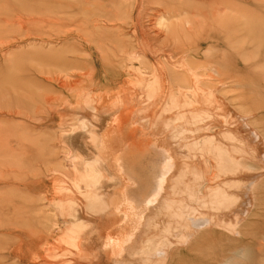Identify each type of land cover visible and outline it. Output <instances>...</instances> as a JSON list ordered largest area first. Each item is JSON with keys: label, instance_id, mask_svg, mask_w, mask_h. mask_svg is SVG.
Wrapping results in <instances>:
<instances>
[{"label": "rangeland", "instance_id": "obj_1", "mask_svg": "<svg viewBox=\"0 0 264 264\" xmlns=\"http://www.w3.org/2000/svg\"><path fill=\"white\" fill-rule=\"evenodd\" d=\"M131 143L174 161L138 204ZM93 257L264 264V0H0V264Z\"/></svg>", "mask_w": 264, "mask_h": 264}, {"label": "bare ground", "instance_id": "obj_2", "mask_svg": "<svg viewBox=\"0 0 264 264\" xmlns=\"http://www.w3.org/2000/svg\"><path fill=\"white\" fill-rule=\"evenodd\" d=\"M168 101H169V100H168ZM147 102H148V101H147ZM132 103H133V102H132ZM136 103H137V102H136ZM141 104H142V103H141ZM144 104H146V103H144ZM148 104H150V103L148 102ZM126 105H128V103H127ZM142 105H143V104H142ZM152 105H153V103H152ZM121 106H122V104H121ZM151 107H152V106H151ZM153 107H154V105H153ZM153 107H152V108H153ZM115 108H116V107H115ZM139 108H141V107H139ZM144 108H145V107H144ZM127 109H129V108H127ZM134 109H135V108H134ZM134 109H133V110H134ZM149 109H150V105H149ZM120 110H122V109H120ZM120 110H118V111H120ZM123 110H125V109H123ZM131 110H132V108H131L129 111H131ZM136 110H137V108H136ZM142 110H143V109H142ZM139 111H141V110H139ZM134 112H135V111H134ZM137 113H138V111H137ZM150 113H152V112H150ZM119 114H120V113H119ZM124 114H125V113H124ZM145 114H146V113H145ZM120 115H121V114H120ZM122 115H123V114H122ZM128 115H129V114H128ZM139 115H140V114H139ZM146 115H147V114H146ZM148 115H149V113H148ZM148 115H147V116H148ZM115 116H116V114H115ZM118 116H119V115H118ZM124 116H125V115H124ZM124 116H123V117H124ZM130 116H131V114H130ZM141 116H142V115H141ZM120 117H121V116H120ZM120 117H119V118H120ZM106 118H108V117H106ZM115 118H116V117H115ZM131 118H132V117H131ZM144 118H146V117H144ZM150 118H151V116H150ZM155 118H156V116H155ZM99 119H100V118H98V120H99ZM110 119H111V118H110ZM116 119H117V118H116ZM123 119H124V118H123ZM135 119H136V118H135ZM137 119H138V118H137ZM137 119H136V121H137ZM104 120H105V119H103V121H104ZM113 120H114V119H113ZM124 120H125V119H124ZM126 120H127V118H126ZM126 120H125V121H126ZM139 120H141V117H140ZM141 121H142V120H141ZM151 121H152V119H151ZM107 122H108V121H107ZM109 122H110V121H109ZM128 122H129V121H128ZM132 122H133V121H132ZM157 122L159 123V121H157ZM112 123H113V122H111L110 124H112ZM126 123H127V122H126ZM126 123H125V124H126ZM134 123H135V122H134ZM134 123H133V124H134ZM138 123H139V122H138ZM147 123H148V122H147ZM90 124H92V123H90ZM140 124H141V122H140ZM153 124H154V123H153ZM155 124H156V122H155ZM159 124H160V123H159ZM106 125H107V124H106ZM164 125H165V124H164ZM107 126H108V125H107ZM107 126H106L105 129H107ZM130 126H131V125H130ZM142 126H144L143 123H142ZM146 126H147V125H146ZM168 126H169V125H168ZM168 126H167V127H168ZM90 127H91V126H90ZM96 127H97V125L95 126V124H94V128H93V126H92V128H93L94 130H95ZM101 127H102V126H101ZM131 127H132V126H131ZM167 127H166L165 129H167ZM169 127H170V126H169ZM149 128H150V127H149ZM149 128H148V129H149ZM152 128H153V127H152ZM154 128H155V127H154ZM171 128H172V127H171ZM99 129H100V128H99ZM159 129H160V127H159ZM162 129H163V128H162ZM139 130H140V129H139ZM156 130H157V129H156ZM156 130H155V131H156ZM169 130H170V129H169ZM171 130H173V129H171ZM171 130H170V131H171ZM121 131H122V130H121ZM148 131H149V130H148ZM163 131H165V130L163 129ZM163 131H162V132H163ZM91 132H92V131H91ZM102 132H103V130H102ZM119 132H120V131H119ZM122 132L125 133L126 131L123 130ZM150 132H151V131H150ZM172 132H173V131H171V133H172ZM120 133H121V132H120ZM151 133H153V132H151ZM116 134H117V133H116ZM116 134H115V135H116ZM155 134H156V133H155ZM165 134H166V133H165ZM172 134H173V133H172ZM100 135H101V134H100ZM147 135H149V134L147 133ZM159 135H160V134H159ZM159 135H157V136L159 137ZM167 135H168V134H167ZM119 136H120V139H121V136H123V135H122V134H121V135L119 134ZM149 136H150V135H149ZM169 136H170V134H169ZM174 136L176 137V133H175ZM111 137H112V134H111ZM117 137H118V136H117ZM123 137H124V136H123ZM138 137H139V136H138ZM150 137H151V136H150ZM177 137H178V136H177ZM177 137H176V138H177ZM182 137H183V136H182ZM89 138H90V137H89ZM96 138H97V137H96ZM96 138H95V140H96ZM99 138H101V137H99ZM114 138H116V136H115ZM132 138H133V137H132ZM139 138H140V137H139ZM139 138H138V139H139ZM152 138H153V137H152ZM161 138L163 139L164 137L161 136ZM172 138H173V137H172ZM176 138H175V139H176ZM118 139H119V138H118ZM118 139H116V140H118ZM124 139H125V138H124ZM183 139H184V138H183ZM82 140H83V139H82ZM106 140H107V139H106ZM121 140H122V141H121ZM121 140H120V141L123 142V138H122ZM134 140H135V139H134ZM134 140H133V141H134ZM140 140H141V139H140ZM159 140H160V139H159ZM99 141L101 142V140H98V142H99ZM118 141H119V140H118ZM164 141L166 142V139H165ZM176 141H177V140H176ZM176 141H175V142H176ZM178 141H179V140H178ZM183 141H184V140H182V142H183ZM126 142H127V139H126ZM128 142H130V141H128ZM173 142H174V140H173ZM82 143H83V142H82ZM170 143H171V142H170ZM177 143H178V142H177ZM204 143H205V142H204ZM92 144H94V143H92ZM123 144H124V145L126 144L125 146L128 145V144L125 143V142H124ZM123 144H122V145H123ZM129 144H130V143H129ZM139 144H143V143H139ZM163 144H164V143H163ZM165 144H166V143H165ZM178 144H180V143H178ZM199 144H200V143H199ZM207 144H208V143H207ZM82 145H84V144H82ZM99 145H100V144H99ZM115 145H117V144H115ZM124 145H123V146H124ZM166 145H167V144H166ZM172 145H173V143H172ZM94 146H95V145H94ZM109 146H110V145H109ZM128 146H129V145H128ZM131 146H132V143H131ZM133 146H134V145H133ZM133 146H132V147H133ZM167 146H168V145H167ZM175 146H176V145H175ZM175 146H174V147H175ZM179 146H180V145H179ZM129 147H130V146H129ZM129 147H125V148L127 149V148H129ZM158 147H159V146H158ZM158 147H157L156 145H152V146H150V145H149V146L137 145V146H134V147H133L134 149H133L132 151H131V149L129 148V150H128L129 154H128V155H124L125 157H124V159L122 160V161H123V162H122V171L124 172V173H123L124 176L122 175L123 177H125L127 180H131V179H132V180H138V178H142V177H143L142 179L145 180L146 184H148V185H149V184H150V185L153 184L152 186H154L152 189H147L148 192L145 190L144 193H142L139 197L137 196L138 198H133V199H136L135 202H137V204L139 203V202H138L139 199L144 200V199L147 198L150 194H153V191L155 190L156 186L159 187V185L161 184V181L164 180V178H165V177H166L171 171H173V169H174V167H173V165H172V162H174V161L172 160L173 158L171 157V158H172V159H171L172 162H171L170 158L168 159V158L166 157L167 155L165 154V152L161 151V149H158ZM160 147H161V146H160ZM180 147H181V146H180ZM84 148H85V147H84ZM97 148H98V147H97ZM107 148H110V151H111V148H112V147H107ZM115 148H116V146H115ZM121 148L124 149V151H125V148H123V147H121ZM168 148H171V147L169 146ZM175 148H177V147H175ZM204 148H205V146H204ZM95 149H96V146H95ZM102 149H103V147H102ZM122 149H120V150H122ZM152 149H153V150H152ZM116 151H117V150H116ZM171 151H172V149H171ZM179 151L181 152V150H179ZM179 151L176 149V152H179ZM87 152H88V151H87ZM119 152H120V151H119ZM89 153H90V152H89ZM89 153H88V154H89ZM117 153H118V151H117ZM182 153H183V152H182ZM90 154H92V153H90ZM103 154H104V153H103ZM109 154H110V153H109ZM119 154H122V153L120 152ZM167 154H168V153H167ZM171 154H172V152H171ZM179 154H180V153H179ZM185 154H186V153H185ZM105 155H106V154H105ZM172 155H173V154H172ZM93 156H94V154H93ZM183 156H184V155H183ZM94 157L96 158V156H94ZM94 157H93V158H94ZM108 157H109V156H108ZM97 158H98V157H97ZM97 158H96V160H97ZM182 158H183V157H182ZM188 158H189V157H188ZM174 159H175V157H174ZM94 160H95V159H94ZM94 160H93V161H94ZM96 160H95V161H96ZM98 160H99V159H98ZM117 160H118V159H117ZM76 161H77V160H76ZM104 161H105V160H104ZM98 162L101 163L100 161H98ZM105 162H106V161H105ZM120 162H121V158H120ZM118 163H119V161H118ZM118 163H117V164H118ZM182 163H183V162H182ZM189 164H190V163H189ZM101 165L103 166L102 163H101ZM174 165H175V164H174ZM186 165H187V164H186ZM190 165H191V164H190ZM106 166H107V165H106ZM118 166L121 167L120 164H118ZM183 166H184V165H183ZM187 166H188V165H187ZM182 168H183V167H182ZM116 169H117V168H116ZM119 169H120V168H119ZM90 170H91V169H90ZM175 170H176V169H175ZM180 170H181V169H180ZM117 171H118V170H117ZM117 171H116V172H117ZM120 171H121V170H120ZM184 171H185V170H184ZM173 172H174V171H173ZM173 172H172V173H173ZM181 172H182V170H181ZM190 172H191V171H190ZM120 173H121V172H120ZM147 173H149V178L147 177V179H146V177L142 176V174L144 175V174H147ZM182 173H184V172H182ZM182 173H180V174H182ZM187 173L190 175L189 172H187ZM170 174H171V173H170ZM177 174H178V173H177ZM106 175H107V174H106ZM171 175H172V174H171ZM182 175L184 176V174H182ZM198 175H199V174H198ZM198 175H196L195 177L198 178ZM186 176H187V175H186ZM94 177H95V176H94ZM96 177H97V176H96ZM116 177H117V176H116ZM120 177H121V176H120ZM181 177H182V176H181ZM199 177H200V176H199ZM197 178H196V179H197ZM93 179H94V178H93ZM95 179H96V178H95ZM117 179H118V178H117ZM121 179H122V178H121ZM184 179H185V178H184ZM113 180H114V179L112 178V181H113ZM123 180H125V179L123 178ZM172 180H173V179H172ZM179 180H180V179H179ZM204 180H205V179H201L200 181H203V184H204ZM112 181H111V183H112ZM125 181H126V180H125ZM125 181H124V182H125ZM184 181L187 182V181H188V177H187V180H186V179L183 180V183L185 184ZM194 181H195V180H194ZM194 181H193V182H194ZM119 182H120V180H119ZM142 182H143V181H142ZM172 182H173V181H172ZM179 182H180V181H179ZM131 183H132V182H131ZM183 183H181V184L184 185ZM107 184H110V182H108ZM118 184H119V183H118ZM125 184H126V182H125ZM132 184H133V183H132ZM140 184H141V183H140ZM140 184H138V185L140 186ZM162 184H163V183H162ZM167 184H168V183H167ZM203 184H201V185H203ZM171 185H172V184H171ZM191 185H192V184H191ZM195 185H196V182H195ZM201 185H200V187L197 188V189H200V188L202 187ZM128 186H129V185H128ZM131 186H132V185H131ZM193 186H194V185H193ZM203 186H204V185H203ZM135 187H137V186H135ZM141 187H142V186H141ZM160 187H161V185H160ZM169 187H170V186H169ZM180 187H181V186H180ZM180 187H179V188H180ZM184 187H185V185L183 186V188H184ZM105 188H106V187H105ZM105 188H104V189H105ZM111 188H112V187H111ZM121 188H122V187H121ZM121 188H120V189H121ZM137 188L139 189L140 187H137ZM165 188H166V187H165ZM114 189H115V187H114ZM133 189H134V188H133ZM135 189H136V188H135ZM140 189H141V188H140ZM140 189H139V190H140ZM142 189H143V188H142ZM145 189H146V188H145ZM188 189H189V188H188ZM112 190H113V189H112ZM139 190H138V191H139ZM164 190H165V189H164ZM164 190H163V191H164ZM174 190H175V189H174ZM180 190H181V188H180ZM182 190H183V189H182ZM182 190H181V192H182ZM191 190H192V189H191ZM135 191H137V190H135ZM155 191H156V190H155ZM155 191H154V192H155ZM170 191H171V190H170ZM172 191H173V190H172ZM172 191H171V192H172ZM175 191H176V190H175ZM175 191H174V192H175ZM111 192H112V191H110V193H111ZM168 192H169V190H168ZM178 192H179V194L176 192L178 195H181V194H182V193L180 194V191H179V190H178ZM183 192H184V191H183ZM101 193H102V192H101ZM137 193H139V192H137ZM147 193H149V194H147ZM188 193H189V192H188ZM98 194L101 195L100 193H98ZM162 194H163V193H162ZM195 194H196V193H195ZM195 194H194V195H195ZM199 194H200V193L198 192V195H199ZM205 194H206V193H205ZM205 194H204V196H205ZM121 195H122V194H121ZM124 195H125V193H124ZM153 195H155V194H153ZM173 195H174V194H173ZM189 195H190V194H189ZM200 195H201V194H200ZM96 196H98V195L96 194L94 197L97 198ZM118 196H119V195H118ZM134 196H135V195H134ZM160 196H161V195H160ZM181 196H182V195H181ZM181 196H180V197H181ZM184 196H185V195H184ZM190 196H192V195H190ZM204 196H202V197L204 198ZM101 197H102V196H101ZM103 197H104V195H103ZM107 197L110 198V199H108V201L110 202L112 195L109 194V196H107ZM132 197H133V196H132ZM154 197H155V196H154ZM165 197H166V196H165ZM178 197H179V196H178ZM193 197H194V196H193ZM216 197H218V196H216ZM126 198H128V197L126 196ZM163 198H164V197H163ZM196 198H197V197H196ZM196 198H195V200H197V202H199L198 199H199L200 197H198V199H196ZM101 199H102V198H101ZM103 199H104V198H103ZM118 199L120 200V198H118ZM172 199H173V197H172ZM178 199H179V198H178ZM186 199L188 200V199H190V198L188 197V198H186ZM191 199H192V198H191ZM191 199H190V200H191ZM200 199H201V198H200ZM200 199H199V200H200ZM216 199H217V198H215V200H216ZM131 200H132V199H131ZM157 200H158V198H157ZM159 200H160V199H159ZM237 200H238V199H237ZM97 201H98V200H96V202H97ZM99 201H100V200H99ZM127 201H128V199H127ZM177 201H178V200H177ZM177 201H176V202H177ZM90 202H91V201H90ZM109 202H108V205H109ZM125 202H126V201H125ZM149 202H150V201H149ZM158 202H159V201H158ZM222 202H223V200H221V199L218 197V202H217V204H218L219 207L221 206V203H222ZM88 203H89V202H88ZM93 203H94V202H93ZM103 203H104V202H103ZM103 203H102V204H103ZM110 203H111V202H110ZM129 203H130V202H129ZM153 203H154V202H153ZM166 203H167V202H166ZM172 203L175 204V202H172ZM172 203H168V204L170 205V204H172ZM202 203H204V202L202 201ZM90 204H91V203H90ZM94 204H95V203H94ZM94 204H93V205H94ZM98 204H99V203H97V204H95V205L98 206ZM100 204H101V202H100ZM100 204H99V205H100ZM102 204H101V206H102ZM111 204H112V203H111ZM111 204H110V205H111ZM135 204H136V203H134V205H135ZM164 204H165V203H164ZM168 204H167V205H168ZM174 204H173V206H174ZM176 204H177V203H176ZM176 204H175V205H176ZM178 204H179V203H178ZM183 204H184V203H183ZM189 204H190V203H189ZM189 204H188V205H189ZM70 205H71V204H70ZM104 205H105V203H104ZM112 205H113V204H112ZM124 205H125V204H124ZM156 205H157V204H156ZM200 205H202V204H200ZM203 205H204V204H203ZM101 206H98V207L100 208ZM125 206H126V205H125ZM127 206L129 207V204H128ZM131 206L133 207V205H131ZM163 206H164V205H163ZM171 206H172V205H171ZM173 206H172V207H173ZM178 206H179V205H178ZM215 206H216V205H215ZM86 207H88L87 204H86ZM93 207H94V206H93ZM95 207H96V206H95ZM98 207H97V208H98ZM103 207H104V206H103ZM105 207H106V206H105ZM109 207H111V206H108V208H109ZM134 207H138V205H137V206L135 205ZM134 207H133V208H134ZM145 207H147V205H146ZM145 207H144V208H145ZM154 207H155V206H154ZM154 207H152V209H153ZM168 207H169V206H168ZM168 207H167V209H168ZM181 207H182V206H181ZM181 207H180V208H181ZM97 208H96V209H97ZM133 208H132V211H131L132 213L130 212V214H133ZM150 208H151V207H150ZM177 208H178V207H177V205H176V210H177ZM195 208H196V207H195ZM195 208H194V209H195ZM198 208L200 209V207H198ZM198 208H197V209H198ZM214 208H215V207H214ZM89 209H91V205H90ZM100 209H103V208H100ZM100 209H99V211H100ZM109 209H110V208H109ZM136 209H137V208H136ZM152 209H151V210H152ZM171 209H174V208H171ZM197 209H196V210H197ZM91 210H92V209H91ZM94 210H95V209H94ZM103 210H104V209H103ZM103 210H101V211H103ZM130 210H131V209H130ZM134 210H135V209H134ZM145 210H146V209H145ZM178 210H180V209L178 208ZM178 210H177V211H178ZM181 210H182V208H181ZM204 210H205V209H204ZM96 211H97V210H96ZM96 211H95V212H96ZM117 211H118V210H117ZM136 211L139 212V211H141V210L138 211V209H137ZM149 211H150V209H149ZM166 211H167V210H166ZM188 211H189V210H188ZM199 211H200V210H199ZM199 211H198V212H199ZM201 211H202V210H201ZM201 211H200V212H201ZM205 211H206V210H205ZM89 212H90V211H89ZM92 212H94V211H92ZM92 212H91V213H92ZM109 212L111 213L112 211L109 210ZM143 212H144V211H143ZM151 212H152V211H151ZM171 212H172V211H171ZM174 212H175V211H174ZM174 212H173V214H174ZM190 212H192V211H189V213H190ZM96 213L98 214V211H97ZM118 213H119V212H118ZM149 213H150V212H149ZM149 213H148V217L150 216ZM162 213H163V212H162ZM175 213H176V212H175ZM185 213H187V212H184V214H185ZM195 213H197V212L195 211ZM204 213H206V212H203V213L201 212V214H204ZM93 214H94V213H93ZM124 214H126L125 217H127L128 214H127V213H124ZM134 214H135V213H134ZM140 214H141V213H140ZM159 214H160V213H159ZM171 214H172V213H171ZM173 214H172V215H173ZM178 214H179L178 212H177V214H174V215H177V216H175L176 218L178 217ZM182 214H183V213H182ZM187 214H188V213H187ZM191 214H192V213H191ZM111 215H113V213H112ZM135 215H136V214H135ZM138 215H139V214H138ZM153 215H154V214H153ZM163 215H164V213H163ZM163 215H161L162 218H163ZM180 215H181V214H180ZM180 215H179V216H180ZM185 215H186V214H185ZM185 215H184V216H185ZM192 215H193V214H192ZM194 215H195V214H194ZM132 216H133V215H132ZM154 216H155V215H154ZM154 216H153V217H154ZM159 216H160V215H158V217H159ZM161 216H160V219H161L160 222L162 221V222H164V224H166L165 220H166V217H168V216L164 217L165 220H164V218H163L164 221L162 220ZM186 216H188V215H186ZM186 216H185V217H186ZM189 216H191V215L189 214ZM198 216H200L199 213H198ZM202 216H203V215H201V217H202ZM92 217H93V216H92ZM95 217H96V215L94 216V218H95ZM97 217H98V216H97ZM105 217H106V216H105ZM111 217H112V216H111ZM137 217H141V216H137ZM150 217H151V216H150ZM169 217H170V214H169ZM193 217H197V216L195 215V216H193ZM201 217H200V218H201ZM108 218H110V217H108ZM130 218H131V217H130ZM130 218H129V219H130ZM132 218H133V217H132ZM146 218H147V216H146ZM171 218H172V217H171ZM173 218H174V217H173ZM96 219H97V218H96ZM99 219H100V217H99ZM110 219H111V218H110ZM133 219H134V218H133ZM136 219H137V218H136ZM144 219H145V217H144ZM152 219H153V218H152ZM155 219H156V218H155ZM168 219H169V218H168ZM187 219H188V218H187ZM193 219H194V218H193ZM195 219H196V218H195ZM91 220H92V219H91ZM130 220H131V219H130ZM130 220H128V222H129ZM174 220H175V218H174ZM174 220H172V222H173ZM184 220H186V219L184 218ZM190 220H192V218H189V221H190ZM93 221H94V220H93ZM96 221H97V220H95V222H96ZM112 221H113V218H112ZM112 221H111V224H112ZM123 221H124V220H123ZM133 221H134V220H133ZM133 221H132V223H135V222H133ZM137 221H138V220H136V222H137ZM147 221H148V220H147ZM152 221H153V220H152ZM158 221H159V219H158ZM166 221H167V220H166ZM189 221L187 220V221H185V222L187 223V222H189ZM194 221H195V220H194ZM107 222L109 223V221H107ZM107 222H106V223H107ZM130 222H131V221H130ZM155 222H157V221H155ZM160 222H159V224H160ZM162 222H161V223H162ZM176 222H178V221H176ZM176 222H175V223H176ZM181 222H182V225H183L184 222H183V221H181ZM191 223H192V222H191ZM96 224H97V223H96ZM130 224H131V223H130ZM130 224H129V225H130ZM152 224H154V223L152 222ZM159 224H158V226H161V225H159ZM162 224H163V223H162ZM168 224H169V222H168ZM176 224L179 225V224H181V223H179V224L176 223ZM176 224H175V225H176ZM105 225H106V227L108 228V225H110V224H105ZM105 225H104V227H105ZM127 225H128V223H127ZM127 225H126V226H127ZM149 225H150V224H149ZM173 225H174V223H173ZM175 225H174V226H175ZM182 225H181V226H182ZM124 226H125V225H124ZM131 226H133V224H131ZM131 226H129V228H130ZM158 226H157V227H158ZM167 226H168V225H167ZM167 226H165V229L168 228ZM171 226H172V223H171ZM188 226H189V223H188ZM188 226H187V227H188ZM115 227H116V226H115ZM140 227H141V226H140ZM161 227H162V226H161ZM166 227H167V228H166ZM185 227H186V226H185ZM187 227H186L187 231H190V230H188ZM192 227H193V226H192ZM192 227H190V228H192ZM195 227H196V226H195ZM197 227H198V226H197ZM74 228H75V227H74ZM125 228H126V227H124V229H125ZM127 228H128V226H127ZM129 228H128V229H129ZM133 228H134V227H133ZM133 228H132V229H133ZM162 228H164V227H162ZM169 228H170V226H169ZM171 228H172V227H171ZM175 228H177V226H176ZM183 228H184V225H183ZM183 228H182V229H183ZM190 228H189V229H190ZM193 228H194V227H193ZM193 228H192V229H193ZM104 229H105V228H104ZM146 229H147V228H146ZM155 229H156V227H155ZM155 229H154V232H155V231H158V229L160 230L161 228H158L157 230H155ZM177 229L179 230V228H177ZM192 229H191V231H192ZM194 229H195V228H194ZM129 230H130V229H129ZM138 230H139V229H138ZM74 231H75V230H74ZM103 231H105V230H103ZM125 231H126V230H125ZM127 231H128V230H127ZM130 231H132V230H130ZM160 231H161V230H160ZM164 231H166V230H164ZM170 231H171V230H170ZM181 231H182V230H181ZM181 231H180V232H181ZM185 231H186V230H185ZM187 231H186V232H187ZM100 232H101V231H100ZM100 232H99V234H101ZM109 232L112 233L111 230H110ZM117 232H118V234H119V233H120V230L117 231ZM117 232H116V234H114L115 236L117 235ZM121 232H123V230H122ZM143 232H144V231H143ZM143 232H142V233H143ZM148 232H149V231H148ZM158 232H159V231H158ZM168 232H169V230H168ZM176 232H178V231L175 230V234H176ZM149 233H150V232H149ZM151 233H153V230H152ZM151 233H150V234H151ZM161 233H162V232H161ZM171 233H172V231H171ZM178 233H179V232H178ZM182 233H183V232H182ZM112 234H113V233H112ZM120 234H121V233H120ZM123 234H124V233H123ZM145 234H146V233H145ZM150 234H149V235H150ZM163 234H166V232H164ZM173 234H174V232H173ZM173 234H172V235H173ZM190 234H191V233H190ZM190 234H189V235H190ZM97 235H98V234H97ZM107 235L109 236L110 234L107 232ZM107 235H106V236H107ZM125 235H126V232H125ZM141 235H142V234H141ZM151 235H152V234H151ZM151 235H150V237H151ZM158 235H161V234L159 233ZM182 235H183V234H182ZM191 235H192V234H191ZM191 235H190V236H191ZM89 236H90V235H89ZM118 236H119V235H118ZM118 236H117V238H118ZM152 236H153V235H152ZM156 236H157V235H156ZM167 236H168V235H167ZM183 236H185V235H183ZM99 237H100V235H99ZM99 237H98V238H99ZM101 237H102V236H101ZM132 237H133V236H132ZM145 237H146V236H145ZM145 237H143V238H145ZM147 237H148V235H147ZM181 237H182V236H181ZM86 238H87V237H86ZM88 238H89V237H88ZM88 238H87V240H88ZM114 238H115V237H114ZM133 238H134V237H133ZM141 238H142V237H141ZM155 238H156V237H155ZM183 238H186V236L183 237ZM134 239H135V238H134ZM98 240H99V239H98ZM101 240H102V239L100 238V241H101ZM130 240H131V239H130ZM139 240H140V239H139ZM139 240H138V241H139ZM143 240H144V239H143ZM143 240L141 239V241H143ZM179 240L182 241L183 239H179ZM89 241H90V240H89ZM89 241H88L87 243H89ZM100 241H99V242H100ZM102 241H103V240H102ZM102 241H101V242H102ZM138 241H137V242H138ZM144 241H145V240H144ZM144 241H143V242H144ZM181 241H180V242H181ZM134 242H135V241H134ZM178 242H179V241H178ZM102 243L104 244V242H102ZM129 243H130V242H129ZM129 243H128V244H129ZM69 244H70V243H69ZM143 244H144V243H143ZM160 244H161V243H160ZM87 245H88V244H87ZM89 245H90V243H89ZM89 245H88V246H89ZM124 245H125V244H124ZM137 245H138V244H137ZM147 245H148V244H147ZM85 246H86V244H85ZM126 246H127V245H126ZM126 246H125V248H126ZM142 246H143V245H142ZM90 247H91V245H90ZM100 247H101V246H100ZM102 247H103V246H102ZM139 247H140V246H139ZM144 247H145V246H143V248H144ZM80 249H82V248H80ZM91 249H93V247H92ZM131 249H132V248H131ZM140 249H142V248L140 247ZM88 250L90 251V249H88ZM93 250H94V249H93ZM122 250H123V249H122ZM122 250H120V251H122ZM125 250H126V249H125ZM94 251H95V250H94ZM106 251H107V249H106ZM109 251L111 252V250H109ZM120 251H119V252H120ZM131 251H132V250H131ZM137 251H138V250H136L135 252H137ZM91 252H92V250H91ZM95 252H96V251H95ZM95 252H94V253H95ZM107 252H108V251H107ZM107 252H106V253H107ZM119 252H116V254H118ZM129 252H130V251H129ZM132 252H133V251H132ZM135 252H134V253H135ZM140 252H141V251H140ZM142 252H143V251H142ZM163 252H164V251H163ZM85 253H86V252H85ZM111 253H112V252H111ZM113 253H114V252H113ZM113 253H112V254H113ZM143 253H144V252H143ZM146 253H147V252H145V254H146ZM78 254L81 255L80 252H79ZM78 254H77V256H78ZM86 254L90 255V253H88V252H87ZM86 254H85V255H86ZM95 254H97V253H95ZM108 254H109V253H108ZM131 254H132V253H131ZM135 254H136V253H135ZM145 254L142 255V256L145 257ZM147 254H148V253H147ZM147 254H146V255H147ZM149 254H150V253H149ZM159 254H163L164 256H163V255H162V256L165 258V254H166V253H158V255H159ZM93 255H94V254H93ZM93 255H92V256H93ZM118 255H119V254H118ZM120 255H121V254H120ZM132 255H133V254H132ZM136 255H137V254H136ZM77 256H74V259H75V260H77V259L75 258V257H77ZM90 256H91V255H90ZM92 256H91V257H92ZM95 256H96V255H95ZM109 256H110V255H109ZM109 256H108V257H109ZM129 256H130V255H129ZM142 256H141V257H142ZM150 256H151V255H150ZM160 256H161V255H160ZM82 257L85 258V256H82ZM113 257H114V255H113ZM146 257H147L148 260H150V259L152 260V257H151V258L149 257L150 259L148 258V255H147ZM80 258H81V256H79L78 261H80V260H79ZM84 258H83V260H84ZM94 258H95V257L91 258V260H93ZM96 258H97V257H96ZM98 258H99V257H98ZM132 258H133V257H132ZM87 259H88V257H87ZM87 259H86V260H87ZM99 259H100V258H99ZM139 259H140V258H139ZM143 259H144V258H143ZM143 259H142V260H143ZM153 259H154V258H153ZM155 259H156V258H155ZM89 260H90V259H89ZM89 260H88V261H89ZM130 260H132L131 257H130ZM134 260H135V259H134ZM144 260H145V262H147L146 259H144ZM71 261H73V259H72ZM78 261H76V262H78ZM88 261H87V262H88ZM93 261H96V259L93 260ZM93 261H92V262H93ZM98 261H99V260H98ZM128 262H129V261H128ZM142 262H144V261H142ZM153 262L155 263V261H153ZM153 262H152V263H153ZM73 263H75V262H72L71 264H73ZM80 263H81V262H79L78 264H80ZM83 263H85V262H83ZM83 263H82V264H83ZM89 264H90V261H89ZM91 264H93V263H91ZM95 264H97V261H96ZM131 264H132V263H131ZM148 264H149V261H148ZM150 264H151V263H150ZM162 264H163V263H162Z\"/></svg>", "mask_w": 264, "mask_h": 264}]
</instances>
